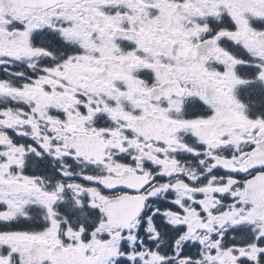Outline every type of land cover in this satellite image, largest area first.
Segmentation results:
<instances>
[{
  "label": "snow or ice",
  "instance_id": "obj_1",
  "mask_svg": "<svg viewBox=\"0 0 264 264\" xmlns=\"http://www.w3.org/2000/svg\"><path fill=\"white\" fill-rule=\"evenodd\" d=\"M0 264H264V0H0Z\"/></svg>",
  "mask_w": 264,
  "mask_h": 264
}]
</instances>
